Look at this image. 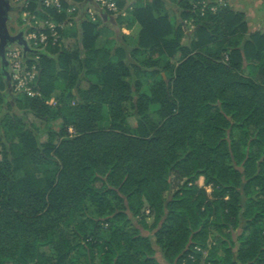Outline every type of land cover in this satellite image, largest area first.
Returning a JSON list of instances; mask_svg holds the SVG:
<instances>
[{
	"label": "trees",
	"instance_id": "16d2710c",
	"mask_svg": "<svg viewBox=\"0 0 264 264\" xmlns=\"http://www.w3.org/2000/svg\"><path fill=\"white\" fill-rule=\"evenodd\" d=\"M175 1L179 19L161 0L117 17L138 26L131 51L85 17L61 31L40 55L41 98L0 76V264H51L47 247L53 264H200L205 251L206 264H264V33L230 6L201 17ZM29 114L62 127L42 142ZM63 227L72 240L58 242Z\"/></svg>",
	"mask_w": 264,
	"mask_h": 264
},
{
	"label": "built area",
	"instance_id": "2783aa9c",
	"mask_svg": "<svg viewBox=\"0 0 264 264\" xmlns=\"http://www.w3.org/2000/svg\"><path fill=\"white\" fill-rule=\"evenodd\" d=\"M95 1L106 12H109L116 17L120 15L125 16V13L122 12L118 5V2H116L115 0ZM35 2L37 4V10L39 12L55 10L57 11V13L61 14L63 11L61 0H35ZM226 7H228L226 0H196L193 6V11H196L197 15L204 17L208 12L215 14ZM88 12H90L93 16V20H96V16L99 15L91 6H88L86 8L85 14ZM191 20H194V23L196 24L195 18ZM188 22L189 21H186L187 24ZM41 25L42 26L38 27V29L32 32L31 35L28 34L26 36L30 48L39 52L46 51L49 44L58 45L62 40L61 31L65 30L67 25L72 26V23L65 22L57 24L55 21L48 19L42 22ZM29 55H33L35 56V58L25 59L24 51L22 48H18V50L11 49L8 52L12 89L14 94L16 95H28L33 98H41V91L36 89L41 71L39 62L40 55L31 53H29L28 56Z\"/></svg>",
	"mask_w": 264,
	"mask_h": 264
},
{
	"label": "rangeland",
	"instance_id": "374dc122",
	"mask_svg": "<svg viewBox=\"0 0 264 264\" xmlns=\"http://www.w3.org/2000/svg\"><path fill=\"white\" fill-rule=\"evenodd\" d=\"M116 2H118V0H115ZM122 1H124L125 2V6H124V8H120L121 10H122V12L123 13H125V16H122L123 18H125V17H128L129 15H130V13L133 11V9H134V7H135V5L136 4H138V3H144V1L146 2V0H122ZM148 1V0H147ZM150 2H146V3H151V2H153L154 0H149ZM179 1H181V0H179ZM227 1V4H228V6H230V2L228 1V0H226ZM243 2H242V5L246 8V10H248V12L250 13H252V14H255V13H258V12H261V13H264V0H242ZM35 2V1H34ZM61 2H62V5H63V11H65L66 10V13H67V15H68V18L65 20V22H67V23H72V26H70V25H67V27H69V29H71L72 31H74V33H78V30H79V27H80V12H79V8H78V5H77V3H75L73 0H61ZM64 2H66L69 6H68V8H65L64 7ZM177 2L178 1H174V3L175 4H177ZM195 2H196V0H191L190 1V4L191 5H193L194 6V4H195ZM34 5H37L36 3H33ZM19 6L21 5V4H18ZM178 5V4H177ZM23 6V5H22ZM196 8V7H195ZM194 9V8H193ZM244 9V8H243ZM70 10H71V12H70ZM196 10V9H195ZM62 11V12H63ZM165 11L167 12V14L172 18V17H174V15H173V12L171 11H168L167 9H165ZM181 11H188V10H185V9H183V10H181ZM18 12V11H17ZM17 12H15V13H13L14 14V17L17 15ZM192 13H195L196 11H191ZM34 16H35V18L34 17H32V18H26V16L25 15H23V18L24 19H27L28 21H24L23 23H24V25L25 24H29L30 26H31V29H32V31L29 33V35H31L32 34V32H34V31H36V29H38V27H41L42 25V22H44L45 21V19H43L39 14H33ZM84 17L85 18H87L88 20H90V21H92L93 23H99V25H101L103 22H102V17L100 16V15H97L96 16V20H93L92 19V15H91V13L90 12H88V13H86L85 15H84ZM35 19V20H34ZM117 19V18H116ZM189 22H188V24H187V28H188V30L190 31V32H193V31H195L196 29H197V24H195L194 23V20H188ZM65 22H62V23H65ZM57 24H60V23H58V22H56ZM191 25H190V24ZM195 24V25H194ZM66 27V28H67ZM65 28V29H66ZM122 28V31H123V34H121V37L123 36V38L121 39L120 38V40H118V38L116 39L115 38V35H113V36H111V37H109V39L111 38H113V39H116V48H124L125 50H127V51H130L131 49V47H128L127 46V44H126V41L128 42V41H130V40H128V38H133L134 37V35H135V33H136V31L138 30V26L136 25L135 27H134V29H133V31H132V33L130 34V36L129 37H125L124 38V32H126V31H128V29H125V27H121ZM108 31L111 33V32H114L113 31V27L112 26H110V25H108ZM133 35V36H132ZM126 36V35H125ZM108 39V36H105L104 35V37H101L100 38V41H99V47H103V46H105V44L107 43V41L109 40ZM125 39V40H124ZM127 39V40H126ZM188 42V39H187V37L184 39V43H187ZM60 44V43H59ZM65 44V43H64ZM65 46H66V44H65ZM16 46H14L13 47V49L15 50V49H17L18 50V48L16 47ZM21 48V47H20ZM43 53H47V51H43ZM30 58H35V56H33V55H29L28 56V59H30ZM39 62H40V59H39ZM59 91H57V92H55V99H56V97L59 95V93H58ZM0 93H1V91H0ZM14 95H16V94H14ZM10 102H11V100L10 99H7L6 100V103L3 105V106H0V120H1V118L4 116V114H5V112H7L8 111V109H9V111H11L12 109L10 108V106L8 107V104H10ZM56 104H57V102H54L53 103V106L55 107L56 106ZM28 119H29V122H31V123H34L35 124V126H36V128H38L40 131H39V134L41 135V141L42 142H47L48 140H49V138H50V135H49V131H55V132H59V130L61 129V127H62V122L61 121H59V120H57V121H52V122H49V123H46V122H44V121H41V120H37L33 115H31V114H29L28 115ZM71 131V134H74V131H73V129H70ZM0 160H1V154H0ZM199 185L200 186H203V179H201L200 180V182H199ZM207 190L209 191V192H211V188L210 187H208L207 188ZM148 213H149V211H148ZM148 222L149 223H152L153 222V218L151 217V218H148ZM102 229H103V231H101V232H104L105 230H107V227L106 226H104V227H102ZM92 230H93V228H92ZM241 233V230L240 231H238L236 234H235V236H237L238 234H240ZM218 233L216 232V230H215V228H211L210 229V235H209V244L210 245H212V244H215L216 242H217V240H218ZM65 239H67V240H72L73 239V235H72V231H71V229L70 228H68V227H63L62 228V230L59 232V234H58V236H57V240H58V242H63ZM45 251H46V253H47V255H48V257L51 259V264H53L55 261H56V259H57V257H58V252L56 251V249L55 248H53V247H47L46 249H45ZM205 254H204V257H203V259H202V261L200 262V264H206V257L208 256V251H205L204 252ZM158 255L159 256H161V254H160V252H158ZM72 257L75 259L76 257H77V255H72ZM80 261L81 262H83L84 263V259L82 260V259H80ZM10 264H13V263H10Z\"/></svg>",
	"mask_w": 264,
	"mask_h": 264
},
{
	"label": "water",
	"instance_id": "95a60500",
	"mask_svg": "<svg viewBox=\"0 0 264 264\" xmlns=\"http://www.w3.org/2000/svg\"><path fill=\"white\" fill-rule=\"evenodd\" d=\"M88 6H91L94 8V10L102 17V18H108L110 17L108 13L100 7V5L95 0H85L82 4H80V8L82 9V15L81 19L85 15V10ZM13 10L10 2L8 0H0V57L2 60V74L6 79L7 84V90L8 93H12V79L10 72L8 71L9 62L6 59L5 50L6 47H12L13 45H19L23 51H24V58L28 59V54H38L42 55L43 52L35 51L30 48L28 41L25 37V34L23 31L17 35V36H11L8 27L7 22L9 20L8 14L9 12ZM111 20L113 21L114 18L111 17Z\"/></svg>",
	"mask_w": 264,
	"mask_h": 264
},
{
	"label": "crops",
	"instance_id": "0c3cea01",
	"mask_svg": "<svg viewBox=\"0 0 264 264\" xmlns=\"http://www.w3.org/2000/svg\"><path fill=\"white\" fill-rule=\"evenodd\" d=\"M161 1L165 5V9H167L170 12L171 11L173 12L174 17H172V18H178L179 19L180 8H179V6L177 4L174 3L175 0H161ZM228 1L230 2V7L234 11L242 12V13H244L246 15L247 24H248V30H249L248 33L249 34H254V33H257V32L264 33V13H261V12H258V13H255V14H252L251 12L249 13L248 10H246V8L242 5V2H243L242 0H228ZM146 2H150V1L146 0ZM146 2L144 1V3H146ZM109 16L110 17L105 18V19L102 18L103 19L102 20L103 23L101 24L100 28H103L105 31L109 32L108 31V25H110V26L113 27L115 38L116 39L118 38V40H120V38L122 39L123 36L121 37V33L123 31H122V28H119L118 25L116 24V18L117 17L114 16V15H109ZM111 17L114 18L113 21L111 20ZM80 19H81V17H80ZM127 33L130 34V33H132V31L131 32L127 31ZM102 37H104V36H102ZM130 49L132 50V48H130Z\"/></svg>",
	"mask_w": 264,
	"mask_h": 264
},
{
	"label": "flooded vegetation",
	"instance_id": "af4514ba",
	"mask_svg": "<svg viewBox=\"0 0 264 264\" xmlns=\"http://www.w3.org/2000/svg\"><path fill=\"white\" fill-rule=\"evenodd\" d=\"M10 2V5L13 10H11L8 14L9 20L7 22L8 31L11 36H17L22 31L25 34V37L32 31L31 26L29 24L24 25V21H28L27 19L23 18V15L26 16V18H32L35 17L33 14H39L31 11V6L35 0H8ZM18 4H21L20 6ZM23 5V6H22ZM79 8V12L82 15V9L80 8V4H77ZM18 11V12H17ZM17 12V15L14 17V14ZM35 20V19H34ZM16 46L17 48H20L19 45H13L12 47H6L5 55L6 59L9 62L8 71L10 72V61L8 59V52L13 49V47ZM15 47V48H16ZM2 60L0 57V76L4 79V82L6 83V79L2 74ZM11 75V72H10ZM13 93V92H12Z\"/></svg>",
	"mask_w": 264,
	"mask_h": 264
}]
</instances>
